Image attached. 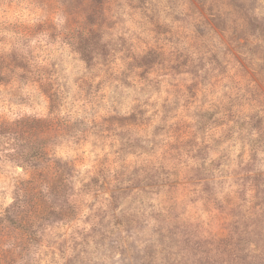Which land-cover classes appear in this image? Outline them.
Returning a JSON list of instances; mask_svg holds the SVG:
<instances>
[{
  "label": "rangeland",
  "instance_id": "1",
  "mask_svg": "<svg viewBox=\"0 0 264 264\" xmlns=\"http://www.w3.org/2000/svg\"><path fill=\"white\" fill-rule=\"evenodd\" d=\"M0 264H264V0H0Z\"/></svg>",
  "mask_w": 264,
  "mask_h": 264
},
{
  "label": "trees",
  "instance_id": "2",
  "mask_svg": "<svg viewBox=\"0 0 264 264\" xmlns=\"http://www.w3.org/2000/svg\"><path fill=\"white\" fill-rule=\"evenodd\" d=\"M36 152H38V151H36ZM36 152L32 154L33 159H35V161H37V163H42L43 161L41 158L43 155L47 154V152L46 153L41 152L39 154H36ZM60 173H62V171H60L56 167V165H53L51 161H48L47 164L42 168H39L36 164H32L31 168L29 170V177L20 182V186H19L20 194L18 197L19 201L14 203L12 210H11V208H7V210H6V213L8 214L6 216L7 220L9 221V220H11V218H14L13 214L16 212V210H23L28 205L29 206L31 205V204H29L30 203V191L33 194V193H35L36 189L43 187V185L50 187V186H52V184H54V185H57L59 188L63 187L65 185L64 183H61V182L56 183L55 182L57 176ZM22 193H23V195H22ZM38 194H40V192H38ZM22 197H23V199H22ZM37 198L35 199V202L37 203V205L39 204L38 209L40 210L42 207L43 201L42 200L38 201ZM10 213L11 214L13 213V214L10 215ZM34 217H36V216H33V218ZM33 218L31 216H29L28 222L30 220H33Z\"/></svg>",
  "mask_w": 264,
  "mask_h": 264
}]
</instances>
